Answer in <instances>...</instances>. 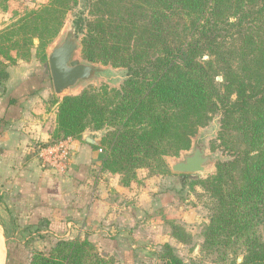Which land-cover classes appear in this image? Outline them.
Segmentation results:
<instances>
[{
  "label": "trees",
  "instance_id": "1",
  "mask_svg": "<svg viewBox=\"0 0 264 264\" xmlns=\"http://www.w3.org/2000/svg\"><path fill=\"white\" fill-rule=\"evenodd\" d=\"M87 1L81 58L123 68L127 76L119 90L103 85L54 100L48 145L104 131L102 170L119 175L120 185L128 188L138 181L139 169L151 176H176L165 159L188 150L197 130L218 117L219 139L232 155L216 164L214 175L192 184L211 200L200 249L211 261L190 264H264V0ZM76 4L50 0L22 19L16 31L0 32V44L28 31L24 44L31 47L37 39L45 50ZM40 56L46 59L45 52ZM30 57L28 49L23 60ZM0 72L5 79L2 63ZM34 80L51 87L48 68L42 67ZM18 95L28 96L22 90ZM168 225L174 240L190 244L189 233ZM161 248L164 264H185L171 246ZM30 264L115 263L87 239H57L48 253L34 252Z\"/></svg>",
  "mask_w": 264,
  "mask_h": 264
},
{
  "label": "crops",
  "instance_id": "2",
  "mask_svg": "<svg viewBox=\"0 0 264 264\" xmlns=\"http://www.w3.org/2000/svg\"><path fill=\"white\" fill-rule=\"evenodd\" d=\"M13 17L7 9L0 10V31L8 25L3 22L14 21ZM5 71L10 90L0 86L4 93H0V187L9 191L5 194L16 217L6 240L18 239L26 230L28 245L38 237L50 246L57 239H87L116 264H149L154 260L147 259L164 244L173 246L157 214H170L175 199L169 192L154 196L153 191L148 196V186L137 182L124 188L119 175L102 172L104 156L94 133L65 140L70 151L65 175L42 165L39 150L50 141L55 107L44 111L38 104L41 98L45 101L43 96H14L13 87L28 79V62L18 61ZM22 72L26 74L21 77ZM32 234L37 238L33 240Z\"/></svg>",
  "mask_w": 264,
  "mask_h": 264
},
{
  "label": "rangeland",
  "instance_id": "3",
  "mask_svg": "<svg viewBox=\"0 0 264 264\" xmlns=\"http://www.w3.org/2000/svg\"><path fill=\"white\" fill-rule=\"evenodd\" d=\"M77 4L72 6L71 10H68L64 16L63 24L57 34V36L49 43L47 48L45 50H42L40 47H38V40L34 39L32 41L31 47L29 44H24L22 38L24 37V33L28 31L18 32L17 36H13L11 40H2L1 46H0V63L5 65V70L7 66L12 65L11 61L8 60V57H11L15 63L20 61H24V56L28 49L31 50V57L28 60V79L25 80L24 84H28V87L26 90L20 89L17 85V87H13V90L21 92V90L28 94L29 98L33 96H43L45 98V101L41 98V102L38 103L42 107L44 106V111H49L52 109V107H56V105H53L54 100H61L62 97H56L50 87V85H40V83H37L36 74L40 72L41 68L46 66L47 67V59L44 61L41 60V54L43 52H46L50 49L51 46L57 44L63 37L64 32L66 29L72 27L73 24L77 25L78 29L83 28V31L80 35V44L81 39L84 35V23L87 21L88 17V4L89 2L87 0H76ZM50 2V0H0V10L4 9L9 11V15L12 13L14 14L15 20H9L6 22H3V24H8L6 27H4L0 32H3L5 30L10 32L16 31L18 27V23L24 19L27 15L28 18L33 13H38L40 10L43 9L45 5H47ZM71 6L72 3H69ZM21 10V11H18ZM13 17V18H14ZM8 18V17H7ZM10 19V18H9ZM20 26V25H19ZM44 25H39L38 28H44ZM42 35L43 31L37 32ZM39 34V35H40ZM19 41V43H18ZM12 55H15V57H12ZM77 57L84 61L81 58V53L79 52ZM206 60L207 57H204ZM86 62V61H84ZM89 63V62H87ZM98 66H103L106 68H110L111 74L108 77L100 79L97 83H84L80 85L77 89L70 91L67 96H73L78 95L83 90L88 89L90 87L95 89H100L101 87L106 86L108 90L116 89L119 90L122 84L124 83L126 79V70L123 68H113L110 65H102L100 63H91ZM36 69V70H35ZM6 74V71H5ZM26 73L22 72L19 75L22 77ZM6 78L4 79V75L2 72H0V86H2L6 91L9 89V87L6 85ZM217 82H220V77L216 78ZM44 86V87H40ZM12 89V88H11ZM10 90V89H9ZM26 91V92H25ZM5 92V91H4ZM4 94V93H1ZM22 94V93H21ZM66 97V96H65ZM48 114V113H46ZM85 133H88L91 135L94 133V136L99 140L103 137L104 131H86ZM220 134V123L218 117H214L206 126L199 128L197 132L194 134V136L191 138V145L188 150L181 151L177 157H167L165 159L169 169L173 162L175 160H180L184 154L190 153L192 149L193 140L196 139L197 136L202 135V139L204 140L206 146H207V153L208 154H214L217 156V158L214 159V161L205 168V171L200 174H171L176 176H169V177H159V176H151L146 169H139L136 171L137 176L139 177V181H137V184H142V186H148V193L147 195H151L156 191L154 196L163 195L164 193L171 195L173 199H175L174 203L170 205L172 208L170 209V214L164 215L163 211H161V215L157 214V217H159L161 221V227H163L164 233L167 234V236H170L171 229L168 225L169 222L175 223L176 225L182 227L187 233L190 234L192 240L190 244L183 245L179 243L178 241L174 240L171 236V238L174 240L172 241L173 246H171L173 253L176 257H178L180 260H182L185 264H190L192 261H199L202 260L203 262H210L211 258L209 257H203L200 253L201 245H202V238H201V231L203 228L209 223L210 218V206H211V200L207 193L204 192L203 188L199 185H192L193 182H196L197 180H206L208 177L212 176L216 172V164L219 162L227 161L231 159V153L228 152L224 147L222 146V143L219 139ZM101 148V155L104 156L105 154V148L100 146ZM28 155V153L26 154ZM47 169V168H45ZM49 170V169H48ZM101 170H102V164H101ZM104 173H108L106 171H103ZM137 177V178H138ZM2 186L0 187V237H1V243H2V259L3 264H6L9 260V262H13V264H28V254L32 255L34 252H42V253H48L52 246H50V243L44 239H38L35 241L36 243L28 245V239L25 241L26 238H28V230L22 231V234L19 233L18 236H20L18 239L12 240L8 239L6 240V236L8 235L9 229H12L11 220L13 222L16 220V217L12 215L13 209L12 206L9 208V200H8V193L9 191L2 190ZM5 192H8L5 194ZM170 204V203H169ZM145 215H147L145 213ZM166 216L169 219H166ZM174 219H172V218ZM172 219V220H171ZM167 221V222H166ZM18 227V225H17ZM31 235V233H29ZM15 238V237H13ZM21 238V239H20ZM36 234L33 236L32 239H36ZM32 240V241H33ZM26 242V243H25ZM170 246V245H169ZM96 247V246H95ZM97 249V248H96ZM157 251V250H156ZM99 253V251H98ZM156 256V257H155ZM152 259H147L149 261L154 260L153 262H150L149 264H164V262L160 259L166 258V251L161 248L156 252ZM30 258V257H29ZM156 258V259H155ZM108 259H111L116 264V261L114 258L108 257ZM1 261V260H0ZM240 261V260H238Z\"/></svg>",
  "mask_w": 264,
  "mask_h": 264
},
{
  "label": "water",
  "instance_id": "4",
  "mask_svg": "<svg viewBox=\"0 0 264 264\" xmlns=\"http://www.w3.org/2000/svg\"><path fill=\"white\" fill-rule=\"evenodd\" d=\"M82 31L83 29L77 30L76 25L73 24L66 29L62 39L46 52L51 89L57 98L67 96L70 91L84 83H97L111 74L110 68L87 63L77 57L81 49ZM0 93H2L1 87ZM202 137L199 135L193 140L190 153L173 162L170 167L173 174L203 173L205 168L217 158L216 155L207 153V146Z\"/></svg>",
  "mask_w": 264,
  "mask_h": 264
},
{
  "label": "built area",
  "instance_id": "5",
  "mask_svg": "<svg viewBox=\"0 0 264 264\" xmlns=\"http://www.w3.org/2000/svg\"><path fill=\"white\" fill-rule=\"evenodd\" d=\"M38 156L44 167L50 168L59 176L65 175L70 157L69 146L65 141L41 148Z\"/></svg>",
  "mask_w": 264,
  "mask_h": 264
},
{
  "label": "bare ground",
  "instance_id": "6",
  "mask_svg": "<svg viewBox=\"0 0 264 264\" xmlns=\"http://www.w3.org/2000/svg\"><path fill=\"white\" fill-rule=\"evenodd\" d=\"M0 240H1V237H0ZM3 257H4V256H3ZM3 257H2V243H1V241H0V260H1V261H0V264H2V262H3V259H2Z\"/></svg>",
  "mask_w": 264,
  "mask_h": 264
}]
</instances>
